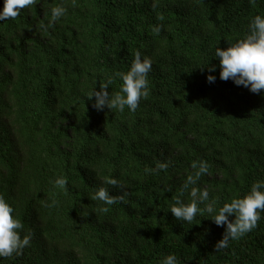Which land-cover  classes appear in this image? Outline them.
<instances>
[{
    "label": "trees",
    "instance_id": "obj_1",
    "mask_svg": "<svg viewBox=\"0 0 264 264\" xmlns=\"http://www.w3.org/2000/svg\"><path fill=\"white\" fill-rule=\"evenodd\" d=\"M58 4L67 14L45 30ZM257 14L264 0H38L0 21V195L32 237L0 264H159L168 254L179 264H264V212L216 250L226 225L170 211L194 161L210 165L194 186L217 208L264 180V89L220 79L214 57ZM137 51L152 60L147 97L135 111L94 108L89 93L109 77L119 92L115 74ZM102 186L125 201L91 199ZM181 199L191 201L190 189Z\"/></svg>",
    "mask_w": 264,
    "mask_h": 264
},
{
    "label": "clouds",
    "instance_id": "obj_2",
    "mask_svg": "<svg viewBox=\"0 0 264 264\" xmlns=\"http://www.w3.org/2000/svg\"><path fill=\"white\" fill-rule=\"evenodd\" d=\"M38 0H4L3 7L0 9V21L14 19L20 12L30 6L35 5ZM68 8L65 4H58L51 8L50 19L41 24L47 30L55 27V23L66 16ZM162 19V17H161ZM160 26L154 27V31L159 33ZM214 57L219 59L220 73L222 80L231 79L237 86H244L253 93H260L264 89V15L257 14L249 23V31L244 38L235 43H230L227 48L217 47ZM208 65L209 75L207 80L214 82L216 76L211 74L216 70V65ZM152 70V60L148 56H143L141 52L135 53V58L127 72H118L115 76L120 77L123 83L120 91L111 95L108 91L115 77H109L106 82H101L99 90L95 87L88 95L92 99L93 107L97 110L119 109L124 111L125 106L130 111H135L141 98L148 95V74ZM169 163L157 162L155 168H146V172L166 170ZM192 168L194 173L189 174L182 186L180 195L175 197V203L170 207V211L180 221L191 223L198 213L206 212L218 226L226 225L223 238L216 245V250L226 248L230 240H237L257 226L264 212V180L255 181L250 191L242 198H234L230 202H225L217 208V200L210 198L207 188H199L197 184L199 178L209 172L210 165L206 160L194 161ZM108 184L117 186L120 184L115 177H110L106 181ZM68 183L66 177H58L54 184L63 188ZM190 189L191 201L186 203L181 196L184 191ZM127 193L113 195L107 187H99L91 197L93 200L103 201L106 205L124 202ZM204 207L201 208L200 205ZM106 210V209H105ZM15 209L0 195V257H11L13 254L22 255L25 247L31 243V235L24 234L23 222L14 217ZM234 214V220L229 216ZM159 264H179L175 254L164 256Z\"/></svg>",
    "mask_w": 264,
    "mask_h": 264
}]
</instances>
